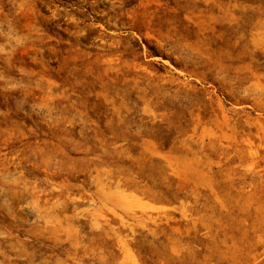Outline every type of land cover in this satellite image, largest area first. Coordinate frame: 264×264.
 Listing matches in <instances>:
<instances>
[{"label": "rangeland", "instance_id": "1", "mask_svg": "<svg viewBox=\"0 0 264 264\" xmlns=\"http://www.w3.org/2000/svg\"><path fill=\"white\" fill-rule=\"evenodd\" d=\"M0 264H264V0H0Z\"/></svg>", "mask_w": 264, "mask_h": 264}]
</instances>
